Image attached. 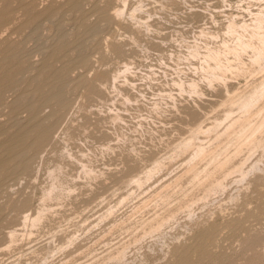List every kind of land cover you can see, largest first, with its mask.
<instances>
[{"label":"rangeland","instance_id":"1","mask_svg":"<svg viewBox=\"0 0 264 264\" xmlns=\"http://www.w3.org/2000/svg\"><path fill=\"white\" fill-rule=\"evenodd\" d=\"M257 12L264 0H0V264H264V132L259 147L245 145L264 118V96L247 113L239 107L264 76V60L251 64L248 49L240 60L226 53L224 84L207 83L200 70L205 45H233L227 20L249 22ZM195 43L198 57L188 53ZM126 62L129 73L115 80ZM227 112L248 121L226 136ZM215 120L223 122L194 141L207 149L202 160L178 150L195 124ZM36 124L52 126L45 142L16 140ZM220 160L226 167L215 166ZM152 161L161 167L136 187ZM190 163L205 167L200 178L186 173ZM236 164L243 179L231 171ZM218 179L222 187L206 197ZM52 182L64 187L44 202ZM44 206L41 224L22 222Z\"/></svg>","mask_w":264,"mask_h":264},{"label":"bare ground","instance_id":"2","mask_svg":"<svg viewBox=\"0 0 264 264\" xmlns=\"http://www.w3.org/2000/svg\"><path fill=\"white\" fill-rule=\"evenodd\" d=\"M124 1V0H123ZM140 1V0H139ZM126 2V1H125ZM122 4V3H121ZM142 4L141 3H139L138 2V4L132 9V11L128 14L129 15V17L131 16V17H133L134 16V14H135V12H137L138 10L137 9H139L140 8V6H141ZM123 6V5H122ZM126 6V5H125ZM122 9L123 8H117V9H114L115 10V16L116 15H119L120 17H121V15L120 14H122L121 12H122ZM135 10H137V11H135ZM139 10H141V9H139ZM124 11V10H123ZM135 11V12H134ZM114 13H113V15H114ZM124 13V12H123ZM119 17V18H120ZM134 18H136V17H134ZM138 19V18H137ZM229 19V18H228ZM237 19V18H236ZM137 21V20H136ZM139 21V20H138ZM145 22V21H144ZM136 23V22H135ZM140 25L142 24V22H138ZM145 24V23H144ZM144 24H143V26H144ZM137 25V24H136ZM140 25L138 26V27H140ZM146 25V24H145ZM148 25V24H147ZM142 27V26H141ZM145 27V26H144ZM36 28V27H35ZM146 28V27H145ZM226 32H228V33H230L231 35V38L233 39V41H234V43H233V45L231 46V45H229V43H227L226 41H222V43H221V45H219V47H214V46H211V45H205V48H204V50L201 52V55L199 54V50H198V47L199 46H197V44L195 43V44H191L190 46H189V50H188V53L189 54H191V55H200V58H201V60H200V70H201V72H202V74H203V77L205 78V80L207 81V83H210V82H212V81H220V82H224V79H226L225 77H226V72H228L229 70H231V68H232V64L230 63V61L228 60V58H226L227 57V55L228 54H226V53H231L234 57H236L237 59H239V57H240V53H244L245 52V50L247 51V49L251 52V64H253V65H256V64H258V66L260 65L259 63H260V61L262 60H264V14L262 13V12H257V13H255V15L253 16V18L251 19V21H249V22H245V21H236L235 19H232V17H231V19H229V20H227V22H226ZM93 29V28H92ZM142 30V29H141ZM202 31V30H201ZM205 31H203V33H204ZM225 32V33H226ZM147 33V32H146ZM201 33V32H200ZM202 34V33H201ZM206 34V33H205ZM203 36H205L204 34H202ZM216 35V34H215ZM229 35V34H228ZM208 36V35H207ZM212 36V35H211ZM217 37V36H216ZM213 38V37H212ZM117 43V42H116ZM187 46V47H188ZM204 47V46H203ZM200 48V47H199ZM242 53V54H243ZM193 57V56H192ZM198 57V56H197ZM223 58H226V61H223ZM240 60V59H239ZM261 61V62H262ZM240 64V63H239ZM124 66L122 67V69H119L117 72H115V75H112L113 76V78L115 79V80H117L118 78L117 77H120L121 76V74L120 73H122V74H124L125 75V72L127 71H130V67L131 66H129V63L128 62H126V63H124L123 64ZM133 67V66H132ZM65 69V68H64ZM129 69V70H128ZM237 69V68H236ZM242 69V68H241ZM262 69L264 70V66L262 67ZM117 70V69H116ZM131 72H132V70H131ZM129 73V72H128ZM127 73V74H128ZM119 74H120V76H119ZM118 75V76H117ZM130 75V74H129ZM111 76V77H112ZM117 76V77H116ZM126 76V75H125ZM122 77V76H121ZM124 78V77H123ZM113 79V80H114ZM200 79V78H199ZM112 80V79H111ZM125 81H126V79H125ZM124 81V82H125ZM114 82V81H113ZM112 83V82H111ZM183 83H185V82H183ZM183 83L181 82V81H179V82H177L176 81V84H177V86L182 90V88H183ZM115 84V83H114ZM211 84V83H210ZM224 84V83H223ZM116 86V85H115ZM187 86H188V89H189V91H192L193 93L194 92H197V88H198V86L196 85V82H195V80L194 79H191V80H189L188 81V83H187ZM117 90V89H116ZM226 91V90H225ZM199 93V92H198ZM237 93V92H236ZM236 93L235 94H232L233 96H235L236 95ZM238 93H240L239 91H238ZM238 93H237V95H238ZM201 94V93H200ZM231 95V96H232ZM241 95V93L238 95V96H236V97H241L240 96ZM60 96V95H59ZM59 96H57V98L59 99L60 97ZM170 96V95H169ZM231 96H229V97H231ZM243 96V95H242ZM263 96H264V76L261 78V80H260V83H258L257 84V86L254 88V90H253V92H252V94L248 97L249 99H247V100H245V101H243V99H244V96L242 97V98H238L239 99V101H241V99H242V103H241V105L239 106V107H241V109H244V111H245V113H247L248 111H250L251 110V108H253V106L254 105H256L262 98H263ZM169 98V97H168ZM232 99H233V97H231ZM124 99H126V100H128L127 99V96H125L124 97ZM173 99V98H172ZM236 99V98H235ZM45 100V99H44ZM62 100V99H61ZM231 100V99H230ZM237 100V99H236ZM236 100H235V102H236ZM102 101V100H101ZM129 101V100H128ZM233 101V100H232ZM232 101H231V103L230 102H228L229 104H231L232 105ZM238 101V102H239ZM237 103V102H236ZM235 104V103H234ZM228 106H230V105H228ZM232 107V106H231ZM230 107V108H231ZM229 108V107H228ZM228 112H229V110H227ZM228 112H227V114H226V117H225V119H229V123L227 124V126H225L224 128H223V134H227L228 133V131L230 130V131H232V130H234V128L233 127H235L236 125H239V124H241V123H243V121L244 120H246V119H248V117L245 119L244 117L243 118H241V117H238L237 116V118H234V117H231L230 116V114L231 113H229L228 114ZM62 113V112H61ZM226 113V112H225ZM245 113H242L243 115L245 114ZM246 115V114H245ZM113 116V115H112ZM120 115L118 114V112L116 113V114H114V116L112 117V121H115L116 119H117V121L119 120L118 118H120L119 117ZM240 116H242V115H240ZM248 116V115H247ZM249 116H250V114H249ZM111 118V117H110ZM31 119V118H30ZM224 119V118H223ZM224 119V120H225ZM29 121V120H28ZM40 121V120H39ZM56 121V120H55ZM220 122H218V120H215V124H213V125H211V126H213V127H206V128H204V126H203V124H201L200 122L199 123H197V124H195V126H193L192 128H191V133L190 134H192V136H190V139L189 140H187L186 141V139L184 140V143L183 144H181L180 146V148L178 149V150H184L185 151V149L186 150H188V148L190 149V148H192V149H194L193 147H195V145H194V141H195V138H197V136L200 134V133H207V132H209L212 128L214 129V128H216L219 124H221V121L222 120H219ZM246 121H248V120H246ZM260 121V120H259ZM116 122V121H115ZM223 122V121H222ZM37 123V122H36ZM247 124V123H246ZM250 125H251V123H249ZM34 125V124H33ZM36 125H37V127H36ZM35 125V127L33 126H30V128H28V129H26V130H24L23 132H21V133H17V135H16V140H20L21 142H23V143H25L26 145H28L29 144V146L30 145H32V143L33 144H35L36 146L40 143H42L41 141H43V139L47 136V132H48V128L50 127V126H48V125H39L38 126V124H36ZM51 125V124H50ZM242 125V124H241ZM243 125H245V123L243 124ZM250 125H248L249 127H250ZM253 126V125H252ZM52 127V126H51ZM50 127V128H51ZM242 127V126H241ZM240 127V128H241ZM256 127V128H255ZM252 130H250V128H244V133H245V129H247V130H250V132H249V135H247V138H246V142H245V145L247 144V145H250L251 147H253V148H255V147H257L258 145L261 147V148H263L264 149V137H263V141L260 143V144H258V145H256L255 144V141H256V133L258 134V133H260L261 134V132H264V118L263 119H261V121L259 122V123H257V126H255ZM236 128V127H235ZM243 128V127H242ZM242 128L240 129V130H242ZM19 129V128H18ZM246 130V131H247ZM50 131V130H49ZM211 132V131H210ZM242 132H243V130H242ZM51 133V132H50ZM230 133V132H229ZM228 133V134H229ZM241 133V132H240ZM227 134V135H228ZM242 134V133H241ZM264 134V133H263ZM226 135V136H227ZM240 135V134H239ZM238 135V136H239ZM245 135V134H244ZM262 135V134H261ZM241 136V135H240ZM260 136V135H259ZM29 137V138H28ZM230 137V136H229ZM229 137H227V138H229ZM242 137H243V134H242ZM237 138V137H236ZM245 138L243 139L244 141H245ZM46 139V138H45ZM238 139V138H237ZM241 139V138H240ZM259 139V138H258ZM47 140V139H46ZM239 140V139H238ZM242 140V141H243ZM19 141V142H20ZM183 141V140H182ZM197 141V140H196ZM221 141V140H220ZM240 141V140H239ZM244 141L242 142L243 144H244ZM258 141V140H257ZM257 141H256V143H257ZM43 142H45V141H43ZM198 142V141H197ZM229 143V142H228ZM241 143V142H240ZM258 143H259V141H258ZM15 144H16V142H15ZM200 144V143H199ZM243 144H240V145H237V146H245V145H243ZM14 145V144H13ZM254 145H256V146H254ZM19 146H21V145H19ZM24 146V145H23ZM258 146V147H259ZM17 147H18V145H17ZM28 147V146H27ZM27 147H25V149L27 148ZM35 147V146H34ZM33 147V148H34ZM178 146H176L175 147V149L177 148ZM205 146H196V148L194 149V152L193 151H191V152H193L192 153V156H193V160H195L196 158H200L201 160H202V156H206V152H207V149H206V152H205V148H204ZM238 148V147H237ZM236 148V149H237ZM243 148V147H242ZM249 148V147H248ZM236 149H235V152H236ZM244 149V148H243ZM4 150V149H3ZM177 150V149H176ZM175 150V151H176ZM238 150H241V148H239ZM237 150V152H239ZM210 151V150H209ZM251 151V150H250ZM21 152V151H20ZM178 152V151H177ZM187 152V151H186ZM205 152V153H204ZM64 153V152H63ZM180 153V152H179ZM62 154V153H61ZM66 154V153H65ZM209 154V153H208ZM213 154V153H212ZM218 154V153H217ZM216 154V155H217ZM232 155L234 154V152L233 153H231ZM238 154V153H237ZM27 155V154H26ZM177 155V154H176ZM179 155V154H178ZM215 155V154H214ZM215 155V156H216ZM230 155V154H229ZM231 155V156H232ZM235 155V154H234ZM233 155V156H234ZM67 156H68V154H67ZM88 156V155H87ZM212 156V155H211ZM12 157V156H11ZM81 157H82V155H81ZM81 157H79V158H81ZM86 157V156H85ZM214 157V156H213ZM218 157V158H217ZM217 157H215L216 159H219V156L217 155ZM224 157H228V156H224ZM89 158V157H88ZM191 158L192 157H190V160H191ZM195 158V159H194ZM222 158V157H221ZM233 158V157H232ZM2 159V158H1ZM68 159V158H67ZM199 159V160H200ZM223 159H225V158H223ZM222 159V160H223ZM227 159V158H226ZM225 159V160H226ZM229 159H231L230 157H229ZM228 159V161H230ZM250 159V158H249ZM71 160H72V158H71ZM81 160V159H80ZM189 160V159H188ZM189 160V161H190ZM193 160H192V162H193ZM211 160H212V158H211ZM210 160V161H211ZM215 160V159H214ZM222 160H220L221 162L219 163V164H217V165H215V166H218L219 168H222V167H226L225 166V164H226V162H225V160H224V162L222 161ZM161 161V160H160ZM163 161V160H162ZM188 161V162H189ZM196 161V160H195ZM210 161H208V162H210ZM217 161V160H216ZM231 161H232V159H231ZM230 161V162H231ZM242 161H244V159H242ZM2 162V161H1ZM24 162V165L22 166L23 168L26 166L25 164V160L23 161ZM75 162V161H74ZM211 162H213V164H214V161L212 160ZM211 162H210V164H211ZM77 163V162H76ZM187 163V162H186ZM197 163V162H196ZM240 163H242V162H240ZM3 164V162L2 163H0V167H1V165ZM79 164V163H78ZM152 164H154L153 166L151 165L150 167H152V168H148V170L144 173V176H138V177H136L135 179H133V181H132V179L130 180V181H132L134 184H135V186L136 187H139V185H141V183L142 182H144V180L145 179H147V180H149L148 179V177L150 176V177H152L154 174H153V172L154 171H156L157 172V170L156 169H158V167L160 166V165H162L161 164V162H159V161H157V162H153L152 161ZM188 164V163H187ZM231 164V163H230ZM230 164H229V166H230ZM256 164V163H255ZM254 164V165H255ZM57 165V164H56ZM205 165V164H204ZM240 165V164H239ZM252 166L253 168H255V166L257 167V165H255V166ZM197 165L195 164V166H193V165H191V163H190V165H188L187 167L188 168H186L185 167V169H186V173L187 172H193V170L195 169L196 170V167ZM228 166V165H227ZM57 167V166H56ZM161 167V166H160ZM196 167V168H195ZM234 167V166H233ZM54 168V167H53ZM204 168V171H205V167H203ZM209 168V167H208ZM213 168V167H212ZM217 168V167H216ZM58 169V170H57ZM61 169V167H58V168H55V169H52L51 168V170H49V174H50V176L51 177H53V179H55V177H54V171L55 172H59V171H61L60 170ZM206 169H207V167H206ZM225 169V168H224ZM223 169V170H224ZM230 169L231 168H229V170L228 171H230ZM57 170V171H56ZM202 170V169H201ZM218 170V169H217ZM222 170V169H221ZM81 171L83 172V174H85L84 176H88L89 174H91V167H89L87 164H84V163H81ZM159 171H161L160 169H159ZM204 171L202 172V171H200V173L202 172V173H204ZM212 171V170H211ZM215 171V170H214ZM220 171V170H219ZM227 171V170H226ZM227 171V172H228ZM231 171H236V172H238V174H239V176H240V178H242V177H244V175L246 174V172H244V171H247V170H244L243 171V169H242V166H238L237 164H236V167H234V169L232 170L231 169ZM230 171V172H231ZM48 172V171H47ZM81 172V173H82ZM94 172V171H93ZM92 172V173H93ZM98 172V171H97ZM196 172H197V170H196ZM216 172V171H215ZM194 173H195V171H194ZM194 173H191L192 175L194 174ZM198 173V177H199V171L197 172ZM212 173L213 174H211V175H213L214 177H215V175H217V173L215 174L213 171H212ZM226 173V172H225ZM101 174V173H100ZM196 174V173H195ZM208 174V173H207ZM210 174V173H209ZM57 175V174H56ZM92 175V174H91ZM96 175V174H95ZM143 175V174H142ZM152 175V176H151ZM93 177H94V175H92ZM100 176V175H99ZM206 176V175H205ZM205 176H204V178H205ZM209 176V175H208ZM223 176V175H222ZM57 177V176H56ZM197 177V176H196ZM214 177H212L211 176V178H214ZM58 178V177H57ZM192 178V177H191ZM200 178V177H199ZM203 178V177H202ZM204 178H203V180H204ZM207 178H209V177H207ZM207 178H206V180H207ZM51 179V178H50ZM97 179V178H96ZM210 179V178H209ZM208 179V180H209ZM243 179V178H242ZM52 180V179H51ZM196 180V179H195ZM202 180V179H201ZM212 180V179H211ZM213 180H215V179H213ZM59 181H61V180H59ZM59 181H58V183H59ZM191 181L193 182L194 181V178H193V180L191 179ZM200 181V180H199ZM204 182H207V181H205L204 180ZM203 181H202V183H204ZM223 182V181H222ZM53 183V182H52ZM61 183V182H60ZM196 183H198V182H196ZM201 183V182H200ZM212 183V185H211V187H209V189L207 188L208 186H206V188L208 189V190H205L204 188V192H206V191H208V192H206L207 194H206V197H207V195L209 194V193H211V192H215L216 190L218 191V189L220 190V188L222 187V183H221V181H219V179H218V181H214V182H211ZM210 183V184H211ZM67 184V183H66ZM133 184V185H134ZM199 184V183H198ZM197 184V185H198ZM49 185V184H48ZM201 185H203V184H201ZM205 185V184H204ZM208 185V184H207ZM50 186V185H49ZM59 186H61L60 184L59 185H57L56 183H53L49 188H47V190H43L42 192H43V195H41V196H43V197H41V199L42 200H44V202H45V199H47L48 200V198H52L53 196L55 197V195L57 194V189H58V187ZM166 186V185H165ZM199 186H200V184H199ZM210 186V185H209ZM61 187H64L63 185L61 186ZM61 187H59V188H61ZM63 188H61L60 190H62ZM56 190V191H55ZM173 190V189H172ZM224 190V189H223ZM71 191V190H70ZM168 191V190H167ZM60 192V191H59ZM62 192V191H61ZM74 192V191H73ZM63 193H65L64 191H63ZM67 194V193H66ZM128 194H130V193H128ZM164 194H165V191H164ZM170 194V193H169ZM203 194V193H202ZM59 195H61V193H59ZM65 195V194H64ZM68 195V194H67ZM56 196H58V195H56ZM164 196V195H163ZM162 196V197H163ZM165 196H167V194L165 195ZM165 196L162 198V199H165ZM203 196H205V195H203ZM203 196H200L199 198H201V197H203ZM159 197V196H158ZM211 197V196H210ZM63 198V197H62ZM127 198V197H126ZM49 199V200H50ZM53 201V200H52ZM52 201H51V203H52ZM60 201V200H59ZM62 201V200H61ZM123 201V200H122ZM191 202H192V200H190ZM190 202V203H191ZM43 203V202H42ZM41 203V204H42ZM120 203V202H119ZM189 203V204H190ZM188 203H186V205H187ZM58 206V205H57ZM189 206V205H188ZM187 206V207H188ZM39 208V207H38ZM113 209V208H112ZM50 210H52V209H50ZM179 210V209H178ZM37 211V213L35 214V215H26L23 219H24V221H22V222H24V224L26 223V224H28L29 226H34V225H37L38 223H39V221H41L42 220V218H44V216L43 215H45L46 213H45V211H46V208H45V206L43 207V208H39L38 210H36ZM54 211V210H53ZM51 212V211H50ZM108 213V212H107ZM170 213V212H169ZM168 213V214H169ZM170 214H172V213H170ZM170 214H169V216H170ZM174 214V213H173ZM168 216V217H169ZM173 216V215H172ZM22 219V220H23ZM155 219V218H154ZM158 219V218H157ZM167 219V218H166ZM161 220V223H162V220H163V223L165 222V220L164 219H160ZM151 223V222H150ZM153 223V222H152ZM156 223H159V222H156ZM39 224H41V223H39ZM155 224V223H154ZM165 224V223H164ZM23 225V224H22ZM150 225V224H149ZM156 225V224H155ZM155 225H154V227H155ZM162 225V224H161ZM166 225V224H165ZM159 226L160 225H157V227H155L156 229L157 228H159ZM148 227V226H147ZM146 227V228H147ZM154 227H152L151 226V228H154ZM34 228H36V227H34ZM150 227L148 228V230L149 229H151ZM29 229V228H28ZM33 229V228H32ZM144 229V228H143ZM29 230H31V229H29ZM148 230H146V232L148 231ZM154 229H152L151 231H153ZM159 230V229H158ZM30 233V232H29ZM149 233V232H148ZM15 234H17V233H15L14 231H11L10 233H9V238H8V240L9 241H11V240H13V239H17L16 237H15ZM31 235V234H30ZM17 236V235H16ZM24 236V235H23ZM70 240V239H69ZM11 243H12V241H11ZM208 243V242H207ZM9 246V245H8ZM8 248V247H7ZM11 248V247H10ZM120 250H122V249H120ZM115 253H117V252H115ZM118 253H119V250H118ZM118 253H117V256H119L120 257V253H122V252H120L119 254L120 255H118ZM116 255H113V257L114 258H116L115 257ZM118 258V257H117ZM116 258V259H117ZM121 258V257H120ZM122 259V258H121Z\"/></svg>","mask_w":264,"mask_h":264}]
</instances>
